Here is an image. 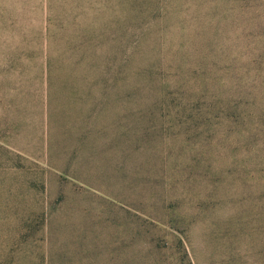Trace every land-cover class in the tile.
Returning a JSON list of instances; mask_svg holds the SVG:
<instances>
[{
	"label": "rangeland",
	"instance_id": "rangeland-1",
	"mask_svg": "<svg viewBox=\"0 0 264 264\" xmlns=\"http://www.w3.org/2000/svg\"><path fill=\"white\" fill-rule=\"evenodd\" d=\"M218 1L0 0V256L92 264L81 239L95 264H264V172L138 75L156 6Z\"/></svg>",
	"mask_w": 264,
	"mask_h": 264
},
{
	"label": "trees",
	"instance_id": "trees-1",
	"mask_svg": "<svg viewBox=\"0 0 264 264\" xmlns=\"http://www.w3.org/2000/svg\"><path fill=\"white\" fill-rule=\"evenodd\" d=\"M151 8L140 6L145 15ZM164 11L153 31L143 35L144 48L150 47V63L139 69L143 83L152 84L159 98L184 103L186 112H217L224 119L229 142L244 151L251 169L240 164L243 173L261 180L264 172V0H221L183 9L174 5ZM149 38L150 44L145 39ZM231 134L234 135L231 139ZM19 243L25 238L21 233ZM12 245L2 247L6 254L0 264H13ZM94 242V241H93ZM52 245V241L50 239ZM85 256L98 253L78 241ZM90 245V246H89ZM19 247V246H18ZM53 247L50 248V252ZM80 252V253H81ZM117 254L115 250L110 251ZM65 255V252H64ZM115 256V255H112ZM58 261L50 254L48 264H76L73 256ZM97 260V259H96ZM122 264H126L122 259Z\"/></svg>",
	"mask_w": 264,
	"mask_h": 264
}]
</instances>
